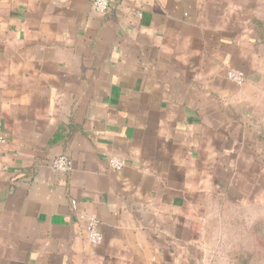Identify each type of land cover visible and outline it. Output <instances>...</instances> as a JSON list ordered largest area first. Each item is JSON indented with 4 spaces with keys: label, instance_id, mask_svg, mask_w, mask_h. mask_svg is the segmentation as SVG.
<instances>
[{
    "label": "crops",
    "instance_id": "obj_1",
    "mask_svg": "<svg viewBox=\"0 0 264 264\" xmlns=\"http://www.w3.org/2000/svg\"><path fill=\"white\" fill-rule=\"evenodd\" d=\"M109 1L0 0V264H193L194 218L226 198L264 0Z\"/></svg>",
    "mask_w": 264,
    "mask_h": 264
},
{
    "label": "rangeland",
    "instance_id": "obj_2",
    "mask_svg": "<svg viewBox=\"0 0 264 264\" xmlns=\"http://www.w3.org/2000/svg\"><path fill=\"white\" fill-rule=\"evenodd\" d=\"M262 22L264 7L257 11L256 19L261 33ZM253 75L262 88L246 90L242 95L246 104L231 112L242 113L240 120L245 125L244 130L232 132L242 145L233 155L239 157L236 167L226 170L224 179L228 183L226 197L238 201L227 202V198L212 193L208 214L199 221L194 218L193 236L198 249H194L193 264H264V73ZM228 127L236 124L229 122Z\"/></svg>",
    "mask_w": 264,
    "mask_h": 264
},
{
    "label": "built area",
    "instance_id": "obj_3",
    "mask_svg": "<svg viewBox=\"0 0 264 264\" xmlns=\"http://www.w3.org/2000/svg\"><path fill=\"white\" fill-rule=\"evenodd\" d=\"M110 7L111 4L109 0H94L93 2L95 12L99 14H107L110 11ZM227 77L230 82L239 87H243L247 81L246 74L235 69L228 70ZM108 163L113 171H120L124 166L123 162L118 159H110ZM51 166L58 173L69 174L73 171L72 161L66 155L55 157L51 162ZM100 224V220L97 217H90L88 220L86 227L87 238L93 245H99L103 242Z\"/></svg>",
    "mask_w": 264,
    "mask_h": 264
},
{
    "label": "trees",
    "instance_id": "obj_4",
    "mask_svg": "<svg viewBox=\"0 0 264 264\" xmlns=\"http://www.w3.org/2000/svg\"><path fill=\"white\" fill-rule=\"evenodd\" d=\"M225 182H227V181H225ZM226 198H227V202H237L238 201V199L234 198V197H226Z\"/></svg>",
    "mask_w": 264,
    "mask_h": 264
}]
</instances>
